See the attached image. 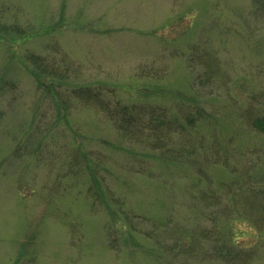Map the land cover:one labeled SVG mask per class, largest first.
Returning <instances> with one entry per match:
<instances>
[{
  "label": "rangeland",
  "instance_id": "rangeland-1",
  "mask_svg": "<svg viewBox=\"0 0 264 264\" xmlns=\"http://www.w3.org/2000/svg\"><path fill=\"white\" fill-rule=\"evenodd\" d=\"M249 11L250 0H0V264H159L153 255L168 252L158 245L179 236L160 233L157 223L196 226L186 192L220 193L218 184L238 177L232 166L238 172L254 164L247 172L262 173L264 135L243 119L220 117L247 102L234 82L246 83L264 113V20ZM191 13L189 30L184 17ZM19 28L32 35L17 44ZM204 43L222 60L227 90H212L205 66L191 60ZM29 53L42 58L43 88L50 90L36 87L25 69L35 67ZM84 84L89 93L101 87L102 99L129 107L139 102L132 92L148 95L137 105L148 108L138 112L144 134L157 125L149 110L184 116L187 124V113L199 112L203 120L195 118L200 124L189 128L192 142L183 148L172 139L168 154L176 160L166 165L157 157L167 150L124 140L109 116L116 113L72 94ZM109 85L113 92L105 91ZM191 98L203 109L186 108L183 100ZM220 137L230 153L262 148L248 158L230 157ZM120 211L136 217L122 225L114 219ZM234 230L243 236L232 241L249 243L244 251L254 252L249 264H264V239L251 242L244 223L225 233ZM213 239L195 236L201 250L192 255L221 253Z\"/></svg>",
  "mask_w": 264,
  "mask_h": 264
},
{
  "label": "trees",
  "instance_id": "trees-1",
  "mask_svg": "<svg viewBox=\"0 0 264 264\" xmlns=\"http://www.w3.org/2000/svg\"><path fill=\"white\" fill-rule=\"evenodd\" d=\"M249 14H251V16L253 17L256 18L260 17L262 20H264V0H250ZM186 18H190L187 24V28H189L190 30V28L194 23L195 16L193 13H191L190 16L189 15L188 17L185 16L184 20H186ZM179 20L183 22V19H179ZM171 24L172 23H168L165 27ZM19 30L20 31H14V32L16 34H19V36H23V37H20L18 39L16 38V40L14 38L12 39L14 40L13 42L17 41L15 42L17 44L22 43L24 39H28L32 35L31 32H25L23 29L20 28ZM191 56H192L191 60L193 61L196 60L197 62L205 66L206 70L204 69L203 76L208 75L209 79L207 80L209 81L210 84L212 83L211 85L212 90H214V88L215 89L225 88V90L228 89V87L226 86L227 84H229L228 77H226L228 73H226L227 71L221 70L222 60L217 55L216 50H213L208 43H204V45L198 44L197 46H195L193 55L191 54ZM27 59L32 61L35 67L33 68L28 66L25 69L32 76L35 77L34 81L37 84L36 87L40 89L43 88L45 82L42 78L43 74L41 73L38 64L39 60H41L42 58L39 57V55L37 54L29 53L27 55ZM234 85H236L238 90L240 91L242 90L248 95L247 102H244V100L242 99L241 106L240 105L235 106V108H237L238 111L233 110L235 109L233 108L224 116H220L219 114H217V112H214L215 115L220 116L221 118L236 117V118H240L241 120L243 119L244 122L246 123V126L249 129H251L252 131H257L261 135H264V113L260 111L261 108L257 107L256 102H254V99H258L259 97L256 96L254 93H252V91L247 87L246 83L244 82L241 84L238 83L236 84V82H234ZM85 86L87 88L89 87L88 84H84L82 88L80 87L75 88V91H73L72 94L76 95L80 99H83L84 102L86 103L93 102L97 107H99L103 111V113L107 112V114H109V109L112 112L116 113L115 116H112L110 114L109 116L113 120L114 128L117 130L118 134L121 135L124 140L128 142H133L142 147L151 146L153 148L152 150H154V148L160 151L167 150L168 151L167 153H165L166 152L165 151L157 157L159 161H161L162 163H166V165L176 160L175 157L168 154L170 153V149H171L170 144H172V146H174L175 144L174 142H172V139L178 137L179 145L180 147L183 148L185 142L187 143L192 142L190 141L191 140L190 135H187L186 133H190L189 128L192 127L196 122L199 123V121L195 120V118L199 120L200 119L203 120V117L199 112H195L196 117L194 116L195 113L192 116H190V114L186 112L187 115H189V117H187L186 119L188 120V123H190L187 124L186 122H184L185 120L184 116L177 115L173 118H170L163 116L161 112H157L153 114L151 110H149L147 113L150 116H153L157 120V125L154 128H148L147 131L148 134H144L145 125L143 124L142 121V115L138 112L144 113L148 108L143 107L141 109L137 105L141 104L142 103L141 101H143L142 98H145L148 95L141 96L137 93L132 92L133 98L137 99L139 102L136 103L137 105H132V106L130 105L129 107V105L127 106L126 104H121L118 101L115 103L102 99L99 94L100 90H102L100 89L101 87L96 86L95 87L96 90H94L92 93H89L88 89H86ZM118 86L123 87L124 85H118ZM113 87L116 86L109 85L108 87H105V91L113 92ZM236 87H234L235 90ZM43 89L50 90L48 88H43ZM129 92H131L130 89ZM261 92L264 94V91ZM90 97H94V98L91 99ZM181 102H178L174 106L177 108L179 107L184 108V105ZM111 103L114 105L111 106ZM183 103L185 104V107L189 109L190 106L193 105V108H191V110L203 109V107L200 105L196 107V105L192 102V98H191V102H188L187 99V100H183ZM210 117L211 119H215L214 116H210ZM210 117L209 120H211ZM220 142H222L221 137H220ZM221 146L222 149L225 150V152L227 151L226 152L227 156L238 157L240 159H244L243 157L248 158L250 155L253 156V154L257 153L256 152L258 151L257 149L262 148V147L253 146L247 148L246 152L230 153L229 147L225 146L223 142ZM177 150L178 149L174 147L172 148L173 152H177L175 153L176 156H182L181 152ZM124 151L129 152V150L128 149L125 150V148ZM194 152H195L194 150L191 151V153ZM259 156L261 159L264 158V153L260 154ZM253 165H251V167L249 166L242 167L241 171H238L240 173H238L237 169L234 166H232L233 169L231 170V172H234L238 177L237 179H235V181L233 180L230 183L218 184L221 190L220 193H217V191L215 190H211L210 191L211 193H208L206 190L200 189L198 198H196L194 197V195H191L189 192H186V194H188L190 198L189 207L191 208L192 213L194 215V218L192 219L196 222V226H186L181 222L174 223L171 226L167 222L157 223V227L161 231H164L160 233L165 234L167 236L170 235L179 236L178 240H173L170 243L168 242L167 245L163 246L162 248L158 245L157 249L162 250V252L163 250L168 252V255H158V254L153 255V257L159 264H205L201 262L206 257H208L209 259L207 264H249L251 262L254 256V252L250 250L244 251L250 246V244L241 243L239 245L238 242L235 243L234 241H232V237L236 238L243 236L239 234V232L241 231L239 232L236 231L237 233H235L234 230L233 233L231 232L229 236L226 235L225 229L229 226L234 227L237 224L243 225L244 223L248 225V229H250L251 231L250 237L253 238L251 242H254L256 244L260 240L264 239V185H260L264 183V167H262L263 168L262 173L251 174L247 171L249 168L254 170ZM188 166L190 167L191 164H188ZM259 167L260 164L258 168ZM253 178L255 179L253 180ZM251 180L255 181L254 182L255 184H252V182H250ZM209 181L211 182L212 179L209 178ZM191 187L195 188L196 185L193 184ZM117 205H118L117 208H119L120 207L119 204ZM105 207L108 210L117 211V209L112 207L107 200H105ZM209 208H211L212 210H209ZM128 213L129 212L126 211H120L118 217L115 216L114 219L123 222L122 225L128 224L134 217H136V215L134 214L129 215ZM185 220L188 219L185 218ZM204 221L211 222V227L206 228L205 225L203 226L198 224L199 222H204ZM108 230L112 231L111 228H108ZM187 230L189 231L187 232ZM219 233L221 234V237H219ZM183 235H187L189 236V238H186ZM210 235H213L214 237L213 240H218V241L220 240L221 253L218 251L217 255H192L193 253L191 252L201 250L198 249V243H196L198 240H194V237L199 236L202 238L204 237L210 238ZM115 240H116L115 238L112 239L111 247L115 246ZM216 250L218 249L216 248ZM187 252L191 253V255H188ZM204 252L207 253L208 250L204 248ZM170 255L173 257L171 260L168 259ZM164 258H166V260H164ZM212 261L214 263H210Z\"/></svg>",
  "mask_w": 264,
  "mask_h": 264
}]
</instances>
